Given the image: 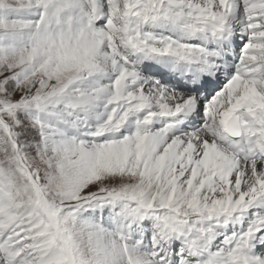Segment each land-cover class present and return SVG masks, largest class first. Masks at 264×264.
<instances>
[{
  "label": "snow or ice",
  "instance_id": "snow-or-ice-1",
  "mask_svg": "<svg viewBox=\"0 0 264 264\" xmlns=\"http://www.w3.org/2000/svg\"><path fill=\"white\" fill-rule=\"evenodd\" d=\"M0 264H264V0H0Z\"/></svg>",
  "mask_w": 264,
  "mask_h": 264
}]
</instances>
